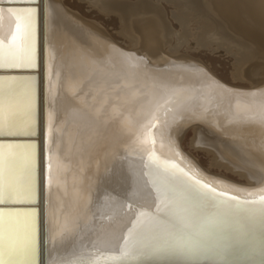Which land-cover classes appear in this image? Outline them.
<instances>
[{"label": "snow or ice", "instance_id": "obj_1", "mask_svg": "<svg viewBox=\"0 0 264 264\" xmlns=\"http://www.w3.org/2000/svg\"><path fill=\"white\" fill-rule=\"evenodd\" d=\"M16 2L22 6L0 7V68L38 69L37 22L42 18L49 188L58 186L65 169V137L73 143L74 131L101 114L96 105L100 95L111 90L119 97L121 88L128 89L133 99L143 97L140 108L127 115L114 108L113 115H119L127 136L126 152L138 155L142 162L138 180L146 189L151 185L148 212L138 210L143 204L128 203L132 225L128 232L137 224L159 226L155 243L136 247V238L131 237L140 256L134 264H264V169L259 184L252 188L209 177L187 163L175 140L187 123L207 122L225 104L230 124L258 125L264 136V89L242 91L207 74H202L198 86L176 84L145 72L144 81L151 80V84L145 83L144 90L138 91L129 81L140 83V78L124 70L147 69L142 57L114 46L105 47L107 60L84 48L69 56L48 39L54 13L50 0ZM36 124V77L0 78V136H34ZM260 147L264 150V140ZM155 173L166 175L168 182L150 175ZM36 196V144H0V203H31ZM53 220H57L55 209ZM22 223L21 228L11 212L0 211V264H38L36 210H28ZM52 231L55 242L63 229L54 227ZM109 243L123 248L130 236L121 233Z\"/></svg>", "mask_w": 264, "mask_h": 264}, {"label": "bare ground", "instance_id": "obj_2", "mask_svg": "<svg viewBox=\"0 0 264 264\" xmlns=\"http://www.w3.org/2000/svg\"><path fill=\"white\" fill-rule=\"evenodd\" d=\"M62 1L50 0L51 3H62ZM91 1L98 6L101 14L115 15L119 18L120 33L130 43L129 52L146 61L147 69L124 70L135 73L140 78V83L129 81L135 83L138 91L144 90L145 83L151 84V80L144 81L145 72L169 83L198 86L201 78L198 77L200 78L198 82L195 75L202 76V74L198 73V75L196 70L197 66L202 69L203 64L187 54H181V49L189 46L191 41H195L197 49L205 48L212 52L222 49L232 57L231 76L234 82L247 83L252 90L264 89V0ZM162 2L174 6L172 18L181 28L179 33L172 29L162 8ZM74 15L79 17L76 13ZM59 16L60 19L65 20L67 17L70 21L78 22L69 18L66 13L64 16L62 13ZM92 26L93 29L84 26L83 35L79 36L80 34L76 33L72 36L71 51L84 48L92 52L96 58L103 57L107 60L108 53L105 52V47L112 45L95 35L99 32L106 36L107 33L96 23H92ZM85 37H91L93 43H88ZM183 65H194L195 71L193 67L189 71L191 67L187 70ZM201 69L199 68V71ZM203 69L206 72L203 74H207V70ZM115 71L121 70L116 68ZM119 92V97L111 90L100 95L96 105L101 114L87 120L74 131V143L76 141L74 152L72 156L64 158L65 160L69 158L71 164L65 163L58 186L48 191L49 204L46 208L50 243L53 242L51 238L53 228L63 229L56 235V240L51 245L50 258L56 259L57 264H60L63 258L66 260L70 256L65 258L68 251H74L76 246L85 245L87 242L97 241L103 247L112 245L109 241L115 231L116 222L124 221L128 217V203L143 204L146 207L151 202L150 198L141 200L143 196L149 197L151 185L146 189L143 181L138 180L142 162L138 155L126 152L127 136L122 130L119 115H113L114 108L118 112H124L125 115L138 110L143 97L133 99L129 90L125 88H121ZM89 102H93L91 98ZM187 128H191L194 134L191 140L193 148L207 152L211 167L217 168L218 171L224 170L236 174L245 180V186L260 182L264 169V150L260 145L264 136L258 125L230 124L227 119V104H225L207 122H189L175 136L178 149L190 166L209 177H221L219 174H208L197 160L180 150L179 141L184 137ZM150 175H154V178L161 183H167L169 179L163 173ZM152 195L155 196V192H152ZM94 202H98L95 205L100 207L99 210L95 211L97 207L93 205ZM115 204L118 206H113ZM121 205L127 209L118 212ZM91 207L94 208V213ZM54 209L57 215L55 222ZM92 230L96 231L93 237L90 233ZM75 234L80 236L78 241L72 239ZM83 235L85 238L82 239ZM56 241H61V246L65 245V247L62 249ZM74 254L78 261L72 264H78L81 260L86 264H104L105 257L95 260L72 252V255ZM75 259L73 257L70 260L73 262Z\"/></svg>", "mask_w": 264, "mask_h": 264}, {"label": "water", "instance_id": "obj_3", "mask_svg": "<svg viewBox=\"0 0 264 264\" xmlns=\"http://www.w3.org/2000/svg\"><path fill=\"white\" fill-rule=\"evenodd\" d=\"M22 6L16 1H4L0 2V7H18ZM44 44H45V24L41 18L37 22V59H38V69L33 71L28 70H14L0 68V78L7 76L24 77V76H35L37 81V124H36V135L34 136H20V137H4L0 136V144L8 143H29L33 142L36 144V184H37V196L35 202H9L0 203V211H3L5 215L9 212L13 214L19 221V227H23V218L30 209L36 210V221L38 229V252L36 260L38 264H57L56 259L50 258L51 245L49 241V231L47 226V206L48 202V191L51 190L47 185V159H46V144H45V133L47 128L46 121V73H45V55H44ZM221 178V177H215ZM223 181H228L221 178ZM231 182V181H228ZM234 183V182H233ZM237 184V183H235ZM259 183L252 186H245L248 188L255 187ZM115 231L112 233V237L119 235L121 233L130 236V243L123 248L112 245H107L108 247L101 246L97 241L87 242L85 245L76 246L74 252L79 255H85L89 259L94 255L95 260L98 258L105 257L104 264H134L136 260L140 258L139 253L134 250V246L131 243V237L136 238V247L143 244L155 243L154 234L158 231L159 226L154 223H146L145 225L137 224L133 228L132 233L128 232V228L132 225L128 222V217L124 221L116 222ZM127 225V227H125ZM93 233V230L92 232ZM88 234H86L87 236ZM77 241L79 240L77 234L73 236ZM85 238L84 235L82 239ZM60 244L61 241H56ZM87 244V245H86ZM62 249L65 245L61 246ZM66 250V249H65ZM64 250V251H65ZM65 253V252H64ZM105 253V254H104ZM64 260L60 264H67ZM69 263V260H68ZM75 263V262H72ZM59 264V263H58Z\"/></svg>", "mask_w": 264, "mask_h": 264}, {"label": "rangeland", "instance_id": "obj_4", "mask_svg": "<svg viewBox=\"0 0 264 264\" xmlns=\"http://www.w3.org/2000/svg\"><path fill=\"white\" fill-rule=\"evenodd\" d=\"M4 1H8V0H0V2H4ZM128 1L133 2L134 0H128ZM91 2H92L91 0H63L62 3H51L53 5V8H54V13H53V17L49 21L50 26H49L48 39L54 40L58 45L62 46L64 52L70 56L72 54V51H71V46L73 44L72 36L75 35L76 33L80 34L79 36L83 35L84 34V31H83L84 28L83 27L84 26H88L90 29L91 28L93 29L92 23H96L100 27H102L103 30L107 33L105 36V34L101 35L99 32L98 33L94 32L98 38L106 40V42L108 44H111L112 46H114L117 49H122V50H125L126 52H129L130 43H129V40H127V38H124V36H122L120 33L121 32V23H120L119 18L115 15L106 16V15H103V13L101 14V12L98 10V6L94 5ZM161 4H162V8L164 9V12L166 13L168 21L170 22V24L172 26V29L176 33H179L181 28H180L179 24L174 20V18H172V12L174 10V6H172L166 2H162ZM4 8L6 9L7 7H4ZM55 13H57V15H55ZM61 13L63 16L66 13V15L69 18L77 20L78 22L70 21L67 17L65 18V20L63 18L60 19L59 14H61ZM74 13L78 14L79 17H76L74 15ZM62 19H63V21H62ZM85 40L88 43H93L91 37H85ZM186 49H188V50L186 51ZM181 54H187L190 58H193L197 61H200L203 64L202 69H201V67L197 66L198 71H199V68L201 69L199 72L196 70L197 74L200 73V75H201L203 73H206L203 69V68H205V70H207V75L210 73L211 77H213L215 80H217L221 83H224V84L231 86V87L242 89L243 91H248V89L250 91L254 90V89L253 90L250 89L247 83H244V82L241 83L240 81L234 82V80H232L231 75L233 72V67H232L233 59H232V57L227 55L225 53V51L222 49H219L216 52H212V51L205 49V48L197 49L195 41H191L189 46H186V47L181 49ZM185 67L187 70H188V68L191 67L189 69V71L193 68H194L193 70L195 71V68H196V66L194 67V65H187V66H184V68ZM208 70L210 71L209 73H208ZM195 74L196 73L194 72V75ZM210 75H208V76H210ZM195 76L197 77V81L200 78L202 79V76H197V75H195ZM198 77H200V78H198ZM199 81H201V80H199ZM255 90H257V89H255ZM57 123L60 124V121L58 120ZM184 133H185L183 135L184 137L181 138L182 140L179 141L180 145H181L180 150L187 155H191L192 158L197 160L198 163L200 164L201 168L204 171H206L208 174H212V175L219 174V175H221V178H225L228 181H231V182H234L237 184H241V185L245 184V180L243 178H240L236 174L229 172V171H224V170L218 171L217 168L215 169V167H211L210 166L211 165L210 156L207 155V152H205L204 150H200V148L199 149L193 148L194 146L192 145L191 140L194 138V134H193L192 129L187 128V130H185ZM66 140H67V137H65V141ZM75 143H76V141H75ZM75 143H74V140H73V143H68L67 141L65 142V144L63 146L64 158L72 156V154L74 152V146H76ZM68 159L67 160L64 159V161H65L64 163L67 162L66 164H69V163L71 164V162H69ZM71 159L72 158H70V160ZM146 196H143L144 198L142 197L141 200L145 201V200H148L150 198L147 196L148 198L146 199ZM154 197L155 196L152 195V198H154ZM96 203H98V202H96ZM96 203L94 202V204H93L95 207H97V205H95ZM116 203L119 205V203L117 201H116ZM140 203H142V201ZM118 205L115 204L113 206H118ZM91 206H92V204H91ZM122 206H124V205H122ZM93 207H91V210L93 211L92 213H94L96 211V209L100 208V207H97V208L94 207L95 208V211H94ZM124 207L119 206L118 210L120 208L121 209H120V211H118V210L117 211L121 212V211H124L125 209H127V207L126 208H124ZM146 209H147L146 207L145 208L143 207V209H139V211L145 210L144 212H148ZM94 232H96V231H93L91 236L93 234H95ZM72 252L74 253V251H72V250L68 251L65 258L68 257V255H70L69 257H71V258L74 257V259H75L76 255L75 254L72 255ZM93 257H95V256L93 255L92 259L96 258V257L95 258H93ZM68 258H66V261H67L66 263L72 264V260H70L71 258H69V259ZM64 260L65 259L63 258V261ZM68 260H69V263H68ZM76 260L77 259L73 260V262L74 261L76 262Z\"/></svg>", "mask_w": 264, "mask_h": 264}]
</instances>
